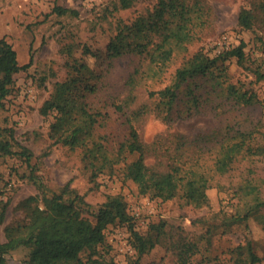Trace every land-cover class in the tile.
Instances as JSON below:
<instances>
[{"label":"rangeland","instance_id":"374dc122","mask_svg":"<svg viewBox=\"0 0 264 264\" xmlns=\"http://www.w3.org/2000/svg\"><path fill=\"white\" fill-rule=\"evenodd\" d=\"M115 1L0 0V38L14 49L19 66L27 64L13 76L10 93L0 107V138L8 140L12 151L25 147L31 153L28 165L16 154L0 158V209L5 205L0 242L5 240L3 228L22 217L18 203L39 193L28 179L34 175L49 193L68 183L92 206L100 205L107 195L122 196L134 231L142 235L148 234L152 225L162 224L160 243L138 259L140 264H177L176 248L182 242L195 245L187 264H238L237 257L241 256L235 248L247 242L261 259L256 264H264V230L253 218L238 222L230 219L243 201L250 200L251 195L245 196V200L238 193L247 182L257 186L264 196V158L239 157L227 173L215 175L206 190L208 206L195 208L184 205L178 198L161 201L138 193L133 182L121 179L118 166L112 173L91 176L83 156L92 164L94 149L88 145L71 150L56 143L64 128L56 121L55 112L41 115L39 111L54 83L67 77L62 48L68 47L71 57L84 61L99 75L95 80L97 90L88 97L90 107L101 113L93 130L97 141L103 136L115 145L126 131L127 117L137 110L143 111L144 107L145 113L131 121L133 127L142 143L162 146L167 156L175 152L196 156L198 146L194 136L213 130L250 131L264 143V29L259 25L242 29L236 22L240 9L250 8L257 0H206L210 8L208 24L198 39L188 45L185 54L190 56L202 50L213 56L242 41L244 64L238 65L236 58L226 61L227 84L252 93L257 102L236 103L221 86L206 77H198L199 105L192 108L183 97L172 111L173 120L169 121L157 115L156 96L149 94L170 84L182 54L172 58L160 80H153L145 76L147 62L142 57L123 54L110 58L107 53V44L116 34L118 23L129 24L149 14L158 0H135L130 8L114 10ZM58 9L65 12L60 14ZM189 109L192 114L187 116ZM178 112L183 118L176 117ZM178 136L186 137L187 141L176 150ZM214 157L212 149L202 156V161L210 164ZM147 162L158 169L165 167L153 156H148ZM127 230L121 224L109 225L104 230L107 261L134 264L137 260ZM26 255L27 249L19 248L7 256L5 264H19Z\"/></svg>","mask_w":264,"mask_h":264},{"label":"trees","instance_id":"16d2710c","mask_svg":"<svg viewBox=\"0 0 264 264\" xmlns=\"http://www.w3.org/2000/svg\"><path fill=\"white\" fill-rule=\"evenodd\" d=\"M134 2L116 0L113 9H127ZM208 9L206 0H158L149 14L139 16L129 24L118 23L116 34L107 44L110 58L123 54L142 57L147 62L145 76L153 80H160L172 58L182 54V61L175 69L170 84L149 94L156 96V113L165 121L173 120L175 115L172 111L183 101V97L187 99L188 106L197 108L200 102L196 93L198 77H206L214 85L221 86L223 92L236 103L253 105L257 102L252 93L227 84L226 61L236 58L238 65L244 64L242 41L236 47L213 56L202 50L185 55L188 45L198 39L199 33L208 24ZM64 12V9H58V13ZM236 22L242 29H251L256 25L264 29V0L255 1L250 8L240 9ZM62 51L66 57L67 77L54 83L39 111L41 115L55 112L56 121L64 128L56 143L71 150L88 145L94 149L92 164L86 162L83 156L85 168L91 176L112 173L118 166L121 179L133 182L138 193L161 201L178 198L184 205L201 208L208 206L206 190L211 187L215 175L227 173L239 157L264 158V143L259 142L252 132L241 130L198 133L193 139L198 146L196 156L176 152L167 156L168 152L162 146L142 143L133 127L131 121L145 113L144 107L143 111L137 110L132 117H127L126 131L115 145L109 144L103 136L97 141L93 130L101 113L90 107L88 97L96 92L95 80L99 75L84 61L71 57L68 47L62 48ZM25 67L27 64L18 65L14 49L4 38H0V107L10 93L13 76ZM187 111V116L192 114L190 109ZM176 117L183 118L182 113L178 112ZM186 141V137L178 136L176 150L184 147ZM212 149L215 157L210 164H206L202 156ZM14 154L29 164V150L20 147V151H12L8 140L0 138V158ZM148 156L163 163L164 169L148 163ZM129 157L134 159L128 160ZM28 179L39 193L22 199L17 205L22 217L3 228L5 240L0 242V264H5L7 256L19 248L27 249L26 259L19 264H113L105 259L108 251L104 230L115 224L126 225L130 232L132 247L138 255L134 264H140L138 259L160 243L162 224L152 225L146 235L134 231L132 218L120 195H107L100 205L92 206L68 183L49 193L39 178L29 175ZM238 193H241V198L251 196H248L249 201H243L235 215H231V221L253 218L264 230V196L260 190L247 182ZM4 219L5 205H2L0 226ZM194 249L193 243L182 242L176 248L177 264H187ZM235 250L241 256L237 257L238 264H256L261 260L250 242L237 246Z\"/></svg>","mask_w":264,"mask_h":264}]
</instances>
